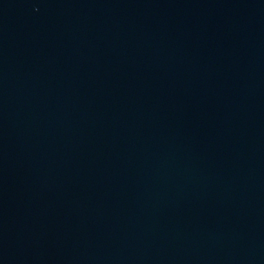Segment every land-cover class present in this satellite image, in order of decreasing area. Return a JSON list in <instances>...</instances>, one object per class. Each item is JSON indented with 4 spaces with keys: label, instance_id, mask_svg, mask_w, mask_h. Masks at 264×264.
<instances>
[{
    "label": "water",
    "instance_id": "95a60500",
    "mask_svg": "<svg viewBox=\"0 0 264 264\" xmlns=\"http://www.w3.org/2000/svg\"><path fill=\"white\" fill-rule=\"evenodd\" d=\"M264 140V0H0V264H127Z\"/></svg>",
    "mask_w": 264,
    "mask_h": 264
}]
</instances>
